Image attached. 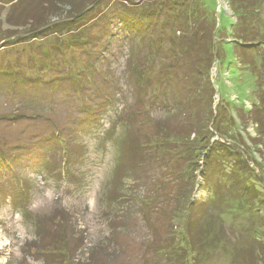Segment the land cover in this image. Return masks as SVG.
<instances>
[{
  "label": "rangeland",
  "instance_id": "obj_1",
  "mask_svg": "<svg viewBox=\"0 0 264 264\" xmlns=\"http://www.w3.org/2000/svg\"><path fill=\"white\" fill-rule=\"evenodd\" d=\"M1 1L0 69L15 73L0 76V264H264V252L252 250L247 235L253 228L255 218L251 217L259 215L236 209L238 200L232 211L219 217L211 215V207L205 210L217 233L204 248L188 242L189 201L194 196L197 201L206 200L209 190L199 177L202 170L196 172L194 165L189 181L198 177L199 187L190 196L189 181L182 176L190 165L175 160L177 150L190 153L185 141H195L189 137L191 119L185 114L190 110L183 87L172 86L167 110L160 99L155 105L149 99L153 89L137 86L125 69L130 53L119 51L124 41L117 36L122 31L118 22L111 26L116 38L110 39L119 45L99 59L108 37L95 33L97 47L88 57L80 48L57 52L63 35L38 36L32 31L39 27H31L36 19L56 21L55 13L57 17L80 14L91 8L93 0H11L10 4H17L14 8L8 0ZM181 1L189 5L196 0ZM200 1L214 12L217 26L228 32L221 40L233 38L229 32L238 21L231 9L235 0ZM51 2L56 6L49 10ZM107 2L94 13L95 19H89L91 23L98 17L102 21L104 13L111 15L105 21L117 17L115 0ZM258 4L264 34V0ZM10 15L22 23L12 25ZM138 43L136 48L142 51ZM43 49L53 51L48 61L51 67L41 65ZM222 50L229 55L231 48ZM260 53L262 56L254 55L256 69L240 63L235 69L223 57L215 63L214 109H223L227 101L237 111L242 106L251 111L260 105L264 99V48ZM22 76L29 80L27 85L16 83ZM178 102L180 107H175ZM163 109L172 111L168 114ZM226 114L233 115L232 111ZM154 121L168 129L170 145L166 141L165 146L143 148L141 145L152 143ZM93 126L95 131H89ZM239 131L256 138L253 125ZM110 132L114 143L107 139L109 135L104 138ZM152 149L159 158L147 157ZM258 150L252 154L261 163L264 150ZM44 159L46 165H42ZM259 172L264 176V169ZM261 188L264 193V185ZM220 189L223 192L225 187L220 185ZM174 244L181 259L172 255Z\"/></svg>",
  "mask_w": 264,
  "mask_h": 264
},
{
  "label": "trees",
  "instance_id": "obj_2",
  "mask_svg": "<svg viewBox=\"0 0 264 264\" xmlns=\"http://www.w3.org/2000/svg\"><path fill=\"white\" fill-rule=\"evenodd\" d=\"M8 1L9 5L13 8L16 7L17 4H10L15 0ZM259 1L235 0L234 4H231V9H233L234 15L238 17V21L232 25L229 32L233 33L234 37L222 40L220 36L228 32L217 26L214 12L205 4H202L200 0H196L195 4L189 5L181 0H137V2L134 0H115L117 3V7L114 8L116 18L105 21L104 17L105 19L110 18L111 15L104 13L102 21L98 22V17L91 23L90 21L96 17V11L107 2V0H93L94 3L90 6L91 8L82 10L80 14L57 17L58 13H52L55 15L56 21H53L55 19L46 21L45 18H38L40 20L36 19L35 22L37 23L31 25V27L39 25L37 29L32 30L36 31L35 34H38V36L39 33L63 35L60 40L62 43L56 46L57 52L60 51L61 53L65 52V48L72 49V51L80 48L82 51L86 50L87 52L84 55L90 57L97 47L94 41L95 33L102 35L103 38L108 37V41L102 49L103 51L96 58L99 59L101 55L109 54L114 45L118 43L115 41L116 39L111 40L116 38L112 36L111 26L118 22L117 26L121 27L122 31L117 36L124 41L120 45L119 51L125 50L127 53L128 50L130 53L125 69H128L129 76L136 82L137 86L147 90L149 88L153 89L154 92L149 99L155 105L156 103L159 104L158 101L161 100L162 105L167 110V106H171V103L170 98L168 102L166 99L169 91L174 90L171 89L172 86L176 83V85L183 87V91L187 93L188 97L187 100H184L190 110L188 114H185L191 119L189 137H195V141H193V144H191V140L185 141L191 154L188 151L183 153L182 149L177 150V159H174L178 163H181L180 160H186V164L189 163V170H185V173L182 174L187 182L191 171L193 172L191 167L196 165V172L202 170L199 177L208 186L207 189L209 190V197L206 200L197 201L194 195L199 187L198 177L197 180L193 179L188 182L190 185L189 194L194 198L189 201L187 216L190 219L186 225V231L190 238L188 242L197 249L204 248L205 243L217 233L215 224L211 221L210 215L205 214V210L211 207L213 210L211 215L219 217L232 211L238 200L239 203L236 209L246 208L252 214L258 213L259 216L251 217L257 218L258 225L255 227L254 222L256 223V220L253 219V228L250 234L247 235L251 236L249 237V240L253 243L251 249L256 250L257 248L264 252V208L262 206L264 204V193L261 188V185H264V176L261 172L258 173L259 168L264 169V157L262 162L259 163L256 156L252 154L254 149L264 150V99L261 98L260 105H256V108L251 111H247L244 106L237 111L235 104L233 105L230 101L223 105L226 109H219L218 107L214 109L216 91L212 83V70L215 63L221 61V57L227 65H235V69L240 68V65L257 68L254 55L256 53L261 54L260 52L264 48V34L261 33L262 27L259 19L261 14ZM49 4H51V6H48L49 10L56 6L52 2ZM183 4L185 5L184 9H182ZM12 17L10 15L9 19L12 25L22 23L15 22ZM62 19L72 20L60 22ZM130 36L131 39H128ZM64 37H68V39ZM136 41L139 42L138 47L142 51L136 48ZM218 43L222 45L219 46ZM90 46L93 51H88ZM227 47L231 48L229 55L226 53L227 50H222ZM52 52L43 49L44 61L40 62L41 65L43 63L44 68L52 66L48 65ZM140 55H142L141 60ZM262 61L264 66V60L262 59ZM239 63L240 65H238ZM151 68L155 71H152ZM85 69L81 72H86ZM14 73L8 69H0V76H12ZM72 77H74V74L70 78ZM16 81H18L16 82L18 84L20 82L25 85L29 83V80L25 77ZM108 99H111L110 95ZM177 106L180 107L179 102L175 107ZM201 108L204 109V114L201 113ZM165 109L163 111L168 114L172 111L171 109H169L170 111ZM230 111L234 116L226 114ZM85 113H88V109L85 110ZM154 123L155 134L152 136V143L141 145L143 148L144 146L150 147V145H152V148L153 144L157 147L165 146L166 141L170 145L168 134L166 135V132H169L168 129L162 126L161 122L154 121ZM249 125L255 127V139L249 138L248 134L244 135L243 132L239 131L240 127L246 128ZM92 130L95 131L94 126L89 131ZM106 134L104 133V138L109 135L107 139L110 143H114L111 142V132ZM215 137L218 139H215ZM244 140L248 141L251 146L249 147ZM179 143L181 144L180 141ZM151 151L152 153L149 156H145L148 158L159 156V153L155 155V150L152 149ZM156 162H160V160L157 159ZM254 163H256L257 169L254 167ZM42 165H46L45 159ZM44 169L47 170L48 168L44 167ZM220 185L225 187L223 192ZM231 200L234 201L230 203ZM204 203L207 207L203 206ZM201 210L204 212L201 213ZM174 246L175 244L172 248V255L181 259L180 253L176 251ZM180 246L183 247L181 244ZM168 251L167 253L171 254L170 249Z\"/></svg>",
  "mask_w": 264,
  "mask_h": 264
},
{
  "label": "bare ground",
  "instance_id": "obj_3",
  "mask_svg": "<svg viewBox=\"0 0 264 264\" xmlns=\"http://www.w3.org/2000/svg\"><path fill=\"white\" fill-rule=\"evenodd\" d=\"M164 250V249H163Z\"/></svg>",
  "mask_w": 264,
  "mask_h": 264
}]
</instances>
